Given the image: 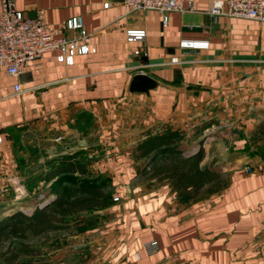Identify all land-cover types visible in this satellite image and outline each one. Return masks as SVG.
Returning a JSON list of instances; mask_svg holds the SVG:
<instances>
[{
	"label": "crops",
	"instance_id": "1",
	"mask_svg": "<svg viewBox=\"0 0 264 264\" xmlns=\"http://www.w3.org/2000/svg\"><path fill=\"white\" fill-rule=\"evenodd\" d=\"M212 1L170 11L164 22L155 9L126 14L123 0H16L26 16L42 11L63 26L80 15L95 32V51L77 54L73 64L50 53L20 77L0 69V219L16 211L14 139L25 132L40 135L36 145L46 150L39 160L83 150L92 172L110 180L113 201L87 212L90 224L74 223L64 245L47 252V264H264V22L213 18ZM130 29L146 35L129 40ZM183 40L203 45L182 47ZM174 56L180 61L170 62ZM137 71L159 84L148 94L131 92ZM168 126L185 133V154L202 148L204 167L219 172L253 161L223 173L225 188L182 201L169 182L139 176L146 159L131 156L148 130ZM233 127L237 137L221 135ZM152 240L158 246L150 252Z\"/></svg>",
	"mask_w": 264,
	"mask_h": 264
},
{
	"label": "trees",
	"instance_id": "2",
	"mask_svg": "<svg viewBox=\"0 0 264 264\" xmlns=\"http://www.w3.org/2000/svg\"><path fill=\"white\" fill-rule=\"evenodd\" d=\"M184 137L182 130L170 126L148 130L131 151L134 159H146L137 165V174L169 182L182 201L225 188L229 183L226 174L200 164L202 148L193 154L183 152L180 144ZM43 168L41 179L56 185V196L30 213L18 210L0 219V264H45L43 246L54 249L64 245L65 240L54 232L70 229L84 219L90 224L87 212L113 201L110 180L92 172L83 150L48 157Z\"/></svg>",
	"mask_w": 264,
	"mask_h": 264
},
{
	"label": "built area",
	"instance_id": "3",
	"mask_svg": "<svg viewBox=\"0 0 264 264\" xmlns=\"http://www.w3.org/2000/svg\"><path fill=\"white\" fill-rule=\"evenodd\" d=\"M195 1L123 0V5L126 14L149 9L158 10L166 22L167 14L170 11L184 13L194 10ZM15 2L16 0H0V69H4L8 75L22 76L35 66L37 59L46 54L56 53L60 62L73 64L77 54L95 51L96 48L92 43L95 32L86 28L82 16L70 17L63 26H54L45 20L42 11H39L35 16H26L22 10L17 8ZM108 4L107 2L106 5ZM209 14L213 18L227 15L264 22V0H213ZM145 35L144 29L127 30L129 40L143 39ZM199 45H203V43L190 40L181 42L182 47ZM135 53L138 54L139 50ZM179 61V56H174L170 60V62ZM14 88L16 93L23 90L20 81L14 84ZM0 140H2L1 134ZM15 177L11 176L10 182L13 188L17 189L18 180ZM19 186L22 187V185ZM5 187L0 178V189H5ZM49 197L42 196L43 201L37 205L49 202ZM157 246L156 240L147 243V249L150 252L155 251Z\"/></svg>",
	"mask_w": 264,
	"mask_h": 264
},
{
	"label": "rangeland",
	"instance_id": "4",
	"mask_svg": "<svg viewBox=\"0 0 264 264\" xmlns=\"http://www.w3.org/2000/svg\"><path fill=\"white\" fill-rule=\"evenodd\" d=\"M39 136L37 131L31 130L14 139V148L16 151L15 158L19 161V168L13 175L14 177L16 176L15 178L18 180V184H16L17 189L13 188L11 192L12 200L10 201L13 207L16 208V211L22 210L27 213L32 212L33 208L39 202L43 201L42 196H47L46 192H49V189H51V186L46 185V182H41L44 160L48 156H45L43 160H39L41 155H43L41 152L46 150V147L36 145V142H42L38 139ZM45 146H47V143H45ZM19 185H22V187ZM54 187H56V185L53 186V189ZM74 229H76L74 226L70 229H59L54 232V234L59 236L58 239L65 240L67 234ZM43 249L45 253L41 258L43 262L47 264L48 255L46 254L52 249H49V246H44Z\"/></svg>",
	"mask_w": 264,
	"mask_h": 264
},
{
	"label": "water",
	"instance_id": "5",
	"mask_svg": "<svg viewBox=\"0 0 264 264\" xmlns=\"http://www.w3.org/2000/svg\"><path fill=\"white\" fill-rule=\"evenodd\" d=\"M159 84V81L154 78L152 75L144 72V71H137L131 76L130 86L129 89L131 92H144L149 93V91L155 88ZM241 133V130L237 127H233L230 130V134L228 132L221 133L222 136H232L237 137ZM252 158H246L238 162L230 163L225 165L219 169H217L221 173H229L235 170L242 169L244 166L249 165L252 162ZM54 197H51L52 200ZM49 200V201H50Z\"/></svg>",
	"mask_w": 264,
	"mask_h": 264
}]
</instances>
